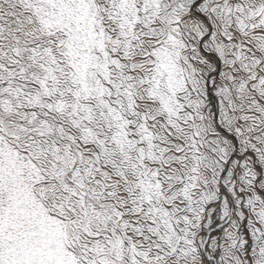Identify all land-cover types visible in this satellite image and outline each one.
I'll return each mask as SVG.
<instances>
[{
  "label": "snow or ice",
  "instance_id": "obj_1",
  "mask_svg": "<svg viewBox=\"0 0 264 264\" xmlns=\"http://www.w3.org/2000/svg\"><path fill=\"white\" fill-rule=\"evenodd\" d=\"M0 264H264V0H0Z\"/></svg>",
  "mask_w": 264,
  "mask_h": 264
}]
</instances>
